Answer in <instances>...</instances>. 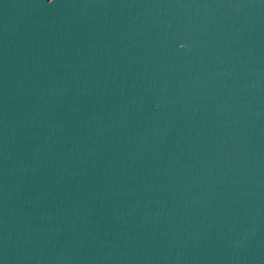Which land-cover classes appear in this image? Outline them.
<instances>
[{
  "label": "water",
  "instance_id": "1",
  "mask_svg": "<svg viewBox=\"0 0 264 264\" xmlns=\"http://www.w3.org/2000/svg\"><path fill=\"white\" fill-rule=\"evenodd\" d=\"M0 264H264V0H0Z\"/></svg>",
  "mask_w": 264,
  "mask_h": 264
}]
</instances>
